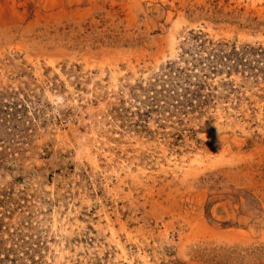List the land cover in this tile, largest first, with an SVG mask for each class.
<instances>
[{"label":"rangeland","instance_id":"1","mask_svg":"<svg viewBox=\"0 0 264 264\" xmlns=\"http://www.w3.org/2000/svg\"><path fill=\"white\" fill-rule=\"evenodd\" d=\"M0 264H264V0H0Z\"/></svg>","mask_w":264,"mask_h":264}]
</instances>
